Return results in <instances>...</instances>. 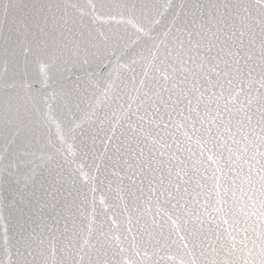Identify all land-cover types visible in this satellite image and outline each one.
I'll use <instances>...</instances> for the list:
<instances>
[{
	"label": "water",
	"instance_id": "water-1",
	"mask_svg": "<svg viewBox=\"0 0 264 264\" xmlns=\"http://www.w3.org/2000/svg\"><path fill=\"white\" fill-rule=\"evenodd\" d=\"M0 264H264V0H0Z\"/></svg>",
	"mask_w": 264,
	"mask_h": 264
}]
</instances>
